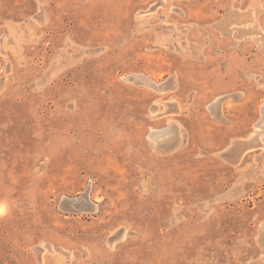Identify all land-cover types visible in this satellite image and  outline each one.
Masks as SVG:
<instances>
[{
	"label": "rangeland",
	"instance_id": "rangeland-1",
	"mask_svg": "<svg viewBox=\"0 0 264 264\" xmlns=\"http://www.w3.org/2000/svg\"><path fill=\"white\" fill-rule=\"evenodd\" d=\"M263 104L264 0H0V264H264Z\"/></svg>",
	"mask_w": 264,
	"mask_h": 264
},
{
	"label": "crops",
	"instance_id": "crops-1",
	"mask_svg": "<svg viewBox=\"0 0 264 264\" xmlns=\"http://www.w3.org/2000/svg\"><path fill=\"white\" fill-rule=\"evenodd\" d=\"M244 6V4H242V7L234 6L231 10L232 15L230 16L229 14L226 19L224 18L223 21H221L222 23H220V25L222 24V28L226 29L225 31H228V29H230L233 33L232 35H227L229 37H225V56L228 55L229 49H234L235 45L240 49L241 43H243H240V41L242 40H249L247 41L248 44L254 45L261 42V35H256L257 29L262 27L261 18L259 19L255 16H252L253 12L258 14L261 13V8H257L255 4L249 9H242ZM244 34L246 36H244ZM236 53L237 52H234L235 55ZM253 54L257 55L256 53ZM234 62H239L238 57L232 58L231 60H229L228 58L225 59V73L222 74L225 75V77H223L222 75L220 76V84H222L223 87L225 86V91L235 90L245 93V90L248 87L246 86V81L243 80V77H246V75L245 73H243V69H239L235 66ZM262 108V118L260 120L261 122L258 123L260 127L259 135H256V137H254V132V135L249 138H238L237 141H233L230 145L228 144V142H226V144H223L224 155L227 154V157H229L234 163H239L238 165L243 162V159L249 154V151L251 149H255V147H257L258 151L260 152L259 157L264 158V138L261 137L264 133V104ZM229 135H231L230 128H226L225 137Z\"/></svg>",
	"mask_w": 264,
	"mask_h": 264
},
{
	"label": "bare ground",
	"instance_id": "bare-ground-1",
	"mask_svg": "<svg viewBox=\"0 0 264 264\" xmlns=\"http://www.w3.org/2000/svg\"><path fill=\"white\" fill-rule=\"evenodd\" d=\"M226 30V29H225ZM229 31V30H228ZM135 76V75H133ZM137 78H138V82H142V83H145L147 85V87H151L153 89H155L156 91H161L162 89L166 90L165 88L167 86L164 87V83H161V84H154L151 80L147 79L146 77H144V75H136ZM135 76V77H136ZM167 85V84H166ZM171 87V86H170ZM263 109V108H262ZM261 122V121H260ZM264 122V121H263ZM173 127V126H172ZM174 128V127H173ZM256 130H255V136L256 135H259L260 133V127L259 125L257 124L255 126ZM178 131V130H177ZM169 132L168 131H164L162 132V134H158L156 131H152V134L149 136V138L154 142L155 146H156V150H159V151H163V150H166V149H169L171 145H174V143H176L178 140L179 142H182V139H181V136L179 134V132H177V135L172 139H165V135H167ZM171 133V132H170ZM254 135V134H253ZM178 144V143H177ZM89 192V191H88ZM73 200V199H72ZM77 200V199H76ZM75 201V200H73ZM76 202V201H75ZM73 203V202H72ZM78 204V202H77ZM79 205V204H78ZM76 207V205H75ZM77 209V207L75 208ZM263 227V226H262ZM264 232V230H262ZM264 234V233H263Z\"/></svg>",
	"mask_w": 264,
	"mask_h": 264
},
{
	"label": "clouds",
	"instance_id": "clouds-1",
	"mask_svg": "<svg viewBox=\"0 0 264 264\" xmlns=\"http://www.w3.org/2000/svg\"><path fill=\"white\" fill-rule=\"evenodd\" d=\"M6 206L3 204H0V212L6 211Z\"/></svg>",
	"mask_w": 264,
	"mask_h": 264
}]
</instances>
